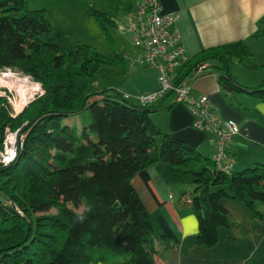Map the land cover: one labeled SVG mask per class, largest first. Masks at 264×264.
I'll list each match as a JSON object with an SVG mask.
<instances>
[{"label": "trees", "instance_id": "trees-1", "mask_svg": "<svg viewBox=\"0 0 264 264\" xmlns=\"http://www.w3.org/2000/svg\"><path fill=\"white\" fill-rule=\"evenodd\" d=\"M249 55L241 40L203 48L176 68V80L204 64L222 90L264 101L260 83L244 87L228 70ZM101 64L125 70L122 55L72 43L44 10H28L27 0H0V68L28 74L43 89L14 117L0 97V141L6 127L22 135L15 158L0 165V264H153L152 220L130 180L157 162L179 168L194 185L197 245L212 246L217 228L227 226L221 198L259 216L263 164L215 169L209 156L154 126L150 114L160 106L94 89Z\"/></svg>", "mask_w": 264, "mask_h": 264}, {"label": "crops", "instance_id": "crops-1", "mask_svg": "<svg viewBox=\"0 0 264 264\" xmlns=\"http://www.w3.org/2000/svg\"><path fill=\"white\" fill-rule=\"evenodd\" d=\"M158 2L161 13L174 15L168 31L178 35V44L187 59L203 48L241 40L250 56L241 62L230 63L229 73L244 87L256 86L264 79V40L261 36L264 32V0ZM136 4L137 0L91 1V5L107 15L113 25L116 17L134 10ZM128 41L131 44L130 38ZM135 50L123 54L125 70L118 67L114 71L115 79L106 87L116 89L131 103L139 105V95L157 88L158 71L135 63L132 60L138 53ZM255 57L260 59L253 61ZM184 80L190 94L206 95L219 117L236 122L238 132L231 136L228 144L234 159L232 170L239 171L256 162L264 165V101L241 92L222 90L215 72L209 68L197 76L191 72ZM149 105L160 106L150 118L161 132L171 134L202 152L200 154L209 156L211 132L191 126L193 115L184 103L174 102L172 94L165 93ZM130 182L152 220L153 264H264L263 203H254L259 213L254 216L237 200L219 199V204L227 211L228 224L217 228V241L212 246L197 245L194 240L197 219L191 203H183L180 199L183 193L192 196L194 185L189 176L177 167L157 162L136 172Z\"/></svg>", "mask_w": 264, "mask_h": 264}, {"label": "built area", "instance_id": "built-area-1", "mask_svg": "<svg viewBox=\"0 0 264 264\" xmlns=\"http://www.w3.org/2000/svg\"><path fill=\"white\" fill-rule=\"evenodd\" d=\"M173 14L160 12L158 0H137L134 10H127L115 18L118 33L126 34L138 53L133 61L143 66H151L158 71V86L154 91L141 94L140 104L151 103L165 93H171L174 102L184 103L192 113L191 126L197 130L211 132V152L209 159L215 169L228 174L232 171L233 156L228 150L231 136L238 132L236 122L231 118H221L207 96L189 93L185 80L177 81L176 68L184 63L185 57L178 44V35L170 33L168 26L173 22ZM206 71L204 64L198 65L192 75ZM5 83L0 84V97L10 117L16 116L29 102L43 93L41 84L30 75L11 68H0ZM19 79L22 81L19 82ZM22 145V135L7 127L0 141V165L11 162ZM183 203H191L189 193L181 195Z\"/></svg>", "mask_w": 264, "mask_h": 264}, {"label": "rangeland", "instance_id": "rangeland-1", "mask_svg": "<svg viewBox=\"0 0 264 264\" xmlns=\"http://www.w3.org/2000/svg\"><path fill=\"white\" fill-rule=\"evenodd\" d=\"M91 1L92 0H27V9L44 10L45 17L51 26L61 30L72 43L89 45L103 57H112L113 53H119L123 57L124 53L130 54L132 50L136 51V48L133 49V46L129 43L128 35L118 34L115 26L109 24L104 16L102 17L95 14V11L102 12L96 10L95 7L91 5ZM259 59V57H255L253 61H258ZM230 65L231 64H229V66ZM258 65L259 64L256 66ZM121 66L122 64H101L96 72L94 89H113L112 87L106 86L115 79L114 71L118 70V67ZM259 83L264 88V79ZM158 141L157 139V142ZM197 152L202 153L200 151ZM76 209L80 210V208ZM48 211L49 213H54L55 209L50 208Z\"/></svg>", "mask_w": 264, "mask_h": 264}, {"label": "bare ground", "instance_id": "bare-ground-1", "mask_svg": "<svg viewBox=\"0 0 264 264\" xmlns=\"http://www.w3.org/2000/svg\"><path fill=\"white\" fill-rule=\"evenodd\" d=\"M4 74H0V84H3V83H5V81H3V80H5L4 78ZM20 81H22L21 79H19V82ZM37 98V97H36ZM10 163V162H9Z\"/></svg>", "mask_w": 264, "mask_h": 264}]
</instances>
